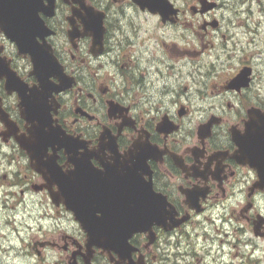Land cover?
I'll return each mask as SVG.
<instances>
[{"label": "clouds", "instance_id": "obj_1", "mask_svg": "<svg viewBox=\"0 0 264 264\" xmlns=\"http://www.w3.org/2000/svg\"><path fill=\"white\" fill-rule=\"evenodd\" d=\"M37 4L33 41L57 68L47 76L50 127L84 145L77 158L102 157H89L99 172L117 157L132 167L137 144L154 149L138 176L162 212L125 235L123 255L93 242L22 146L38 121L24 117L20 92L2 75L0 264H264V175L236 158L234 138L264 118V0ZM0 61L25 95L44 91L32 52L4 27ZM102 139L115 153L101 152ZM49 158L63 174L76 170L64 146L49 145L41 159Z\"/></svg>", "mask_w": 264, "mask_h": 264}, {"label": "water", "instance_id": "obj_2", "mask_svg": "<svg viewBox=\"0 0 264 264\" xmlns=\"http://www.w3.org/2000/svg\"><path fill=\"white\" fill-rule=\"evenodd\" d=\"M160 4V0H159ZM38 6L37 0H0V27H4L10 36L15 39L22 51H31L36 62V74L41 79L44 93L42 99L46 100L47 90L50 85L47 84V76L50 74H56L57 68L47 54V52L36 46L33 41V35L38 34L42 25L35 19V9ZM46 14H51V9H41ZM87 17H96L93 13L89 12ZM92 26V23L86 24ZM7 75L9 78L8 89L18 90L22 98V112L26 119L30 122L40 121L44 119V115L38 108L40 102L36 93L37 90H31V95H25L22 92H26V87L15 78V76L8 70L7 66L2 65L0 61V76ZM65 84L67 81L64 82ZM262 121L259 125V129L262 133ZM9 128L12 124L8 125ZM32 133L30 139L23 141L20 138L22 146L32 155L33 159L38 161L42 168H46L47 171L51 172L50 182H55L60 185V194L64 197L68 205L75 209L78 217L84 224V227L88 230L90 238L93 242L97 241H109L117 236L115 243L120 245V242L124 241V237L131 230L138 228L146 220L158 218L161 215L162 208L158 199L153 197L148 187L140 186L135 183H131L132 194L130 196L125 195L122 197L112 196V210L105 217L107 219V227L101 231L95 230L93 218L88 214L87 209L91 207V203L97 198L92 200V196L96 195L94 187L97 184L91 179L93 175L87 174L83 171L87 167L83 164L78 163L77 160L72 159L76 164L75 172H70L67 175H60L55 173L54 166L48 163L40 162L42 151H44L49 145H68L75 146L79 142L72 140L69 137H60V135L50 130L49 132H43L35 129H29ZM73 150H68V153ZM125 186V184H123ZM89 187V189H88ZM138 188L139 191H136ZM143 197V198H141ZM111 198V197H110ZM127 203H131V211L127 210ZM142 203V205L140 204ZM86 219L87 221H84Z\"/></svg>", "mask_w": 264, "mask_h": 264}, {"label": "flooded vegetation", "instance_id": "obj_3", "mask_svg": "<svg viewBox=\"0 0 264 264\" xmlns=\"http://www.w3.org/2000/svg\"><path fill=\"white\" fill-rule=\"evenodd\" d=\"M153 4L156 6H159V0H152ZM85 24L92 23V26L86 25V28L94 30L97 25V19L96 17H86ZM3 66H7L6 63L2 62ZM23 85V84H22ZM23 87H26L23 85ZM11 90L9 89V92ZM37 96L40 100L38 103V108L44 115V119L40 120L38 122V126H35V129H38L43 132H49L50 130H53L57 132L60 137H66L63 135V133L57 128L53 129L50 127V118L48 116V105L46 103V100L44 98L42 99L44 93H41L40 91H37ZM25 94V92H22ZM264 120V118H262ZM262 128L263 131L260 133L259 124L253 122L252 124L248 125L247 127V133L244 136H240L238 132H234V138L235 142L239 145V152L236 155V158L240 162L249 161L253 164V166L259 168L261 170V174L264 175V121H262ZM45 128L48 129V131H45ZM10 130L15 131L14 125L10 126ZM23 141H26L23 137H21ZM67 148V150H73V152L70 154V160L75 159L78 161V163L83 164L84 167H87L86 169H83V171L87 174L91 173L93 177L91 179L95 181L97 184L94 187V191L96 195H93L91 198L92 200L94 198H97V200L93 201L91 203V207L87 209L88 214L93 218L94 221V227L95 230L101 231L107 227V219L105 217L108 215V213L112 210V196H118L122 197L125 195L130 196L132 194V186L131 183H135L137 185L145 186V189L148 187L147 185H144L142 181L140 180L138 176V170H140L143 167V160L146 156H157L158 154L155 152L154 149H150L147 145H139L137 144L136 147L139 149L138 153L135 156V163L132 165V167L128 166V160L126 159L123 163L120 162L119 157L116 158V163L114 165H105L106 171L105 172H99L92 168V166L89 163V157L91 156H97L98 159L101 160V163H104V160L102 157H100L97 153H89L85 152V154L82 157L77 158L76 156V149L78 147H83L84 145L79 142L78 145L75 146H68V145H61ZM105 147H109L114 153H115V146L114 144H104L103 139L101 141V152ZM45 150L42 151L43 156ZM131 156V154H129ZM40 162H43L42 159L39 160ZM50 165L54 166L55 173L60 175H67L61 173L59 168H57L54 164V158H49V161L47 162ZM74 163V162H73ZM49 171H47V175L51 179ZM125 184V186H123ZM89 189V187H88ZM134 189L136 191H139L138 188ZM60 196H62L60 194ZM63 197V196H62ZM111 197V198H110ZM64 198V197H63ZM143 198V197H141ZM142 205V203H140ZM127 210L131 211L132 204L127 203ZM99 211L102 213V216L97 218L95 213ZM84 221H87L84 219ZM117 239V236L115 238H112V240L109 241H97L96 243L101 244L104 247L107 248H114L117 251L121 252L123 255L126 252V246L124 244V241L120 242V245H117L115 243Z\"/></svg>", "mask_w": 264, "mask_h": 264}]
</instances>
